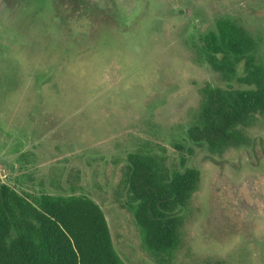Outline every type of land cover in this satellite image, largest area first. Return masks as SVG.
<instances>
[{
    "label": "rangeland",
    "instance_id": "374dc122",
    "mask_svg": "<svg viewBox=\"0 0 264 264\" xmlns=\"http://www.w3.org/2000/svg\"><path fill=\"white\" fill-rule=\"evenodd\" d=\"M80 3L72 16L60 0H0V185L90 197L123 262L156 264L129 206L128 157L195 168L173 264H264V115L222 155L188 138L203 88H247L208 65L203 38L230 18L264 64V0Z\"/></svg>",
    "mask_w": 264,
    "mask_h": 264
},
{
    "label": "trees",
    "instance_id": "16d2710c",
    "mask_svg": "<svg viewBox=\"0 0 264 264\" xmlns=\"http://www.w3.org/2000/svg\"><path fill=\"white\" fill-rule=\"evenodd\" d=\"M60 1L72 16L84 10L81 0ZM257 49L255 38L230 18L217 20L215 29L203 38L200 53L208 65L223 81L236 79L247 87L201 90L188 138L213 156L249 145L245 131L257 115H264V64ZM124 182L146 251L156 264H173L181 246L180 212L199 188L200 171L173 170L153 156L136 152L128 157ZM0 264L125 263L116 251L104 211L90 197L28 194L3 183Z\"/></svg>",
    "mask_w": 264,
    "mask_h": 264
}]
</instances>
